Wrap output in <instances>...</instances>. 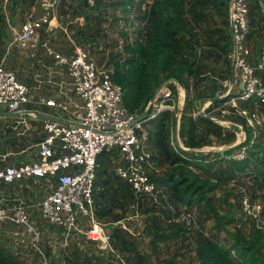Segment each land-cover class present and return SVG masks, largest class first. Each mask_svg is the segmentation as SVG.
I'll return each instance as SVG.
<instances>
[{
    "label": "built area",
    "instance_id": "built-area-1",
    "mask_svg": "<svg viewBox=\"0 0 264 264\" xmlns=\"http://www.w3.org/2000/svg\"><path fill=\"white\" fill-rule=\"evenodd\" d=\"M78 1L87 6H94L96 2ZM9 5L10 0H0L3 25L12 32L10 44L24 48L41 46L46 56L65 68L71 92L67 95L58 90V96H37L34 99L29 86L19 81L15 72L6 67L5 56L0 59V110L19 115L28 112L36 116V111H27L29 105L36 103L53 108L56 115H50L64 120L57 122L36 116L34 119L42 122L44 136L36 144L35 157L0 167V223L28 230L33 235V243L38 241L39 231L33 225L28 205L21 199L8 201L4 192L5 188L21 179L53 182L50 192L35 207L44 222L62 230L65 237L84 238L101 253H110L114 251L111 231L98 219L93 196L99 165L97 159L102 152L116 150L114 175L127 182L135 196H149L156 200L161 190L148 171L152 154L146 148L149 133L145 124L160 112L168 110L173 115L170 144L175 151L190 150L179 135L183 113L221 118L217 123L224 128H236L239 144L246 141V131L241 123L233 120V116L242 118L252 131L249 145L256 136V129L264 121V115L256 107V104H264V42L253 60V52L246 44L250 29L246 0H227V21L232 33L227 57L235 67V80L232 88L230 77L218 81L216 95H224L228 99L210 102L207 98L196 113L185 112V89L180 83L168 82L159 89L149 107L147 103L145 116L144 111L131 113L125 107L123 88L113 80V65L99 64L84 46L73 41L68 54L56 52L48 43L46 36L61 28L58 20L60 0H33L30 11L26 12L18 27L12 23ZM42 31L46 32L45 37ZM180 91L183 92L181 104L178 101ZM250 98L254 99L252 109L238 106L239 101ZM247 147L248 144L242 146L230 157L242 160ZM240 210L246 218L257 222L262 217L263 204L243 195Z\"/></svg>",
    "mask_w": 264,
    "mask_h": 264
},
{
    "label": "rangeland",
    "instance_id": "rangeland-1",
    "mask_svg": "<svg viewBox=\"0 0 264 264\" xmlns=\"http://www.w3.org/2000/svg\"><path fill=\"white\" fill-rule=\"evenodd\" d=\"M133 1V6L130 7L129 19L126 21L122 19L125 18V13L122 12V7H119V4H121L119 0H100L98 8L83 6L78 0H60L58 20L61 28H56L50 35L46 36V39L56 52L62 54L70 53L72 47L71 41H73L84 46L89 55L99 64L112 65L110 57L112 55L121 57V55L119 56V53H121L119 51H122L123 45L126 41L133 40L136 37L137 30L144 26V20L140 17L143 14L144 5L139 8V0ZM145 1L151 2L150 0ZM246 1L250 7V1ZM31 2L32 0H10L9 15H11V20L15 27H18L20 21L24 19L26 12L30 11ZM82 12L89 13L88 20L83 18L84 16H81ZM205 12L208 13L207 21H191L195 37L199 41L198 44L194 45L196 47L195 55L197 59L200 58L202 71L218 73L216 75L219 77V73L225 67L224 62L216 63L212 55L205 57L206 53H203L202 50L212 49L207 44H204L207 40L206 35L208 32L212 35L215 34L213 30L218 26H222L221 18L210 10H205ZM0 14L1 20L2 13L0 12ZM83 19L84 25L82 27L75 25L79 21L83 22ZM1 28L0 59L3 55L5 56L6 67L15 72L19 81L29 86L34 99H37V95L58 96L60 95L58 94V90L66 92L67 95L71 94L68 83L69 78L63 66L56 64L52 58L46 56L41 46L24 48L16 44H10L12 32L3 25V21L0 24ZM261 28L255 29L248 42V46L254 54L258 51L255 42L257 39L262 40L264 38V30L259 32ZM6 50L8 51L6 52ZM184 50V47H182L183 52ZM186 81L188 83L187 93L190 96V102L186 109L196 113L203 106V101L201 99H193L195 95V78L188 77ZM207 93L205 92V94ZM29 106L32 109L36 106V108L44 109L41 107L42 105L36 103ZM44 111H49L53 115H56L53 108ZM262 111V109L259 110L260 113L264 114ZM28 117L32 122L30 126L27 123L26 125L19 123L13 127L16 123L10 120L15 119H2L6 120V124L0 122V144L4 148L2 152L0 150L1 155L6 154L8 149L15 151L23 138L27 140L25 144H29L34 140L39 141L43 137L42 123L39 120L33 121L36 117L33 114H30ZM145 126L150 135L149 124L146 123ZM223 131L222 133L220 132L219 136L214 134L208 135L212 147L237 142L236 130H233L235 135L234 141L227 144L223 143V135H226ZM13 132L15 137L12 136ZM40 134H42V137L39 139ZM8 136L11 137L8 138ZM255 138L264 141V123L256 129ZM152 146L151 140H148L146 148L151 154L153 153ZM203 146L205 147V145ZM35 152L36 146L30 147L29 144L27 150L19 155L10 153L8 156L0 157V166L15 163L18 159H33ZM194 152L211 151L206 149L205 151L198 150ZM170 166L169 162H160L155 157L152 159L151 156L148 171L153 177H161L168 171ZM98 168V170H102L103 167L100 165ZM229 169L227 162L212 161V168L208 172L212 182H215L218 178H221L223 181L211 193L214 206L223 218H232L228 224L221 227H216L214 220L207 217V214L201 210L202 205L190 208L180 204L176 200H168L169 193L163 187H158V190L161 189L163 193L158 194L156 200H147L150 198L149 196L148 198H143L144 196L137 197L133 192V199L123 201L121 196L126 194L130 187L123 186V181H119L120 179L114 176L113 166L110 165L106 168V173L98 177L94 192L96 194V191L100 187V191H105V184L101 185L99 182L103 183L105 180L112 181V183L107 185V191H105L106 201L110 210L105 209V211L106 213L109 212L110 217L114 215L121 217L119 219V227L126 231V240L132 242L134 251L133 249H126L122 244H119V249L114 248L115 239L112 238L114 251L101 253L93 243L86 241L84 238H77L76 236L65 237L62 234V230L47 224L40 218L38 213H33V211L31 212V216L33 225L39 231L38 241L33 243V235L26 229L15 227L11 224L0 223V247H6L11 250L16 264H87V260L92 254L100 256V264H133L137 262L135 258L136 254L142 257L143 261L141 264H197L194 248L198 234L207 237H217L221 241L227 240L231 242L232 239L226 233H233L236 228L240 229L246 236H249L256 226L261 227V230L264 232V214L259 221L254 222L242 215L240 211V198L243 195L253 196V199H257L264 204L262 198L264 187L260 188L253 183L255 179L253 175H245L238 172L233 173ZM262 169L264 171V164L262 165ZM21 180L26 181L22 185L19 184L20 186L16 183L13 186L14 189L23 191L24 194H22V191H18V193L20 198L27 204H30L31 199V194L29 193L30 187H33L37 191V196L33 195L32 198V202L35 203L39 202L50 192L53 183L45 179H36L38 180L37 182H31L32 179L27 178ZM114 189H117V191H114ZM152 205L156 208L152 207ZM160 207L164 209H157ZM152 212L159 216V222L165 229L173 227L175 223L176 225L179 224L186 227L187 231L184 236L180 235L178 238L169 240L166 243L154 244L151 242L149 232L152 224L150 219Z\"/></svg>",
    "mask_w": 264,
    "mask_h": 264
},
{
    "label": "trees",
    "instance_id": "trees-1",
    "mask_svg": "<svg viewBox=\"0 0 264 264\" xmlns=\"http://www.w3.org/2000/svg\"><path fill=\"white\" fill-rule=\"evenodd\" d=\"M150 1H138L139 8L144 5L143 14L140 16L144 20L143 28L140 27L137 30L136 37L133 40L126 41L122 51H119L121 52L119 53L121 57L113 55L110 57L114 67L113 80L123 88V103L127 110L131 113H142L159 84L167 78L174 77L185 89L184 111L190 112V110L186 109L190 102V96L187 93L188 83L186 81L188 77L195 78V95L193 99H201L202 101L217 94L218 81L230 77L231 63L227 54L230 50L231 42L228 32L227 0ZM249 1L251 6L247 5L250 29L246 37V44H248L256 28L262 27L259 32L264 30V14L259 3L261 1L264 5V0ZM119 2L121 3L119 7L121 6L122 12L125 13V18L122 19L128 21L130 7L133 6L134 1L119 0ZM80 4L85 5L83 2H80ZM99 5L100 0H96L95 7L85 6L98 8ZM205 10H210L221 18L222 26H218L213 30L215 34L212 35L208 32L206 35L207 40L204 44H207L212 49L202 50L203 53H206L205 57L212 55L216 63L224 62L225 67L222 68V71L220 70L221 72L219 71L220 78L216 75L218 73L202 71L200 58L197 59L195 55L196 47L194 45L198 44L199 41L195 37L191 21H207L208 13ZM81 16H84L83 18L88 20L89 13L82 12ZM75 25L82 27L84 19L83 22L79 21ZM1 30L2 28L0 29V41H2ZM263 42L264 38L262 40L257 39L255 42L258 51ZM182 47L185 49L184 52L182 51ZM171 87L175 90L173 85ZM201 92L203 93L201 94ZM205 92L208 93L205 94ZM238 106L252 109L254 107V99L250 98L247 101H239ZM256 107L258 111L262 109L264 113V104H256ZM233 120L242 124L246 131V141L223 152L173 150L170 144V129L173 125V115L168 110L160 112L148 122L151 135V137L149 135V140L153 144L152 159L155 157L160 162H169L171 164L163 176L153 177L150 175L151 178L158 187L165 188L169 193L168 200H176L180 204L190 208L202 205L201 210L207 214L208 218L214 220L216 227L228 224L232 218H223L214 206L211 193L223 181L221 178H218L221 183L217 182L218 180L215 182L211 181L208 172L212 168V161L227 162L228 167L233 173L251 174L255 177L253 183L260 188L264 187V171L262 169V165L264 164V141L255 138L256 141L254 140L249 145L252 139L251 129L245 125L242 118L233 116ZM233 130H236V128H233ZM233 130L226 129L219 123L201 115L193 117L186 113L181 114L180 137L185 146L190 148L206 144L211 145L208 135L214 134L219 136L222 131L226 133V135H223V143L232 142L235 139ZM247 144L245 158L235 160L230 157L234 151ZM115 157L116 150L114 149L104 151L98 156V167L102 165L103 168L102 170H98L99 168L97 167L94 186H96L98 177L106 173V168L110 165L113 166V158ZM119 181H123L124 187H130L126 194L121 196L122 200L133 199L131 186L122 179ZM109 183H112V181L105 180L103 183L99 182L101 185L105 184V191H107ZM105 191L101 190L99 195L106 200ZM114 191H117V189H114ZM161 193H163L162 190ZM252 197H250L251 200H255ZM143 198H148V196H144ZM262 198L264 200V194H262ZM147 200L154 199L150 197ZM154 205L152 207L156 208L155 206L157 205ZM157 209L164 208L160 207ZM101 210H104L103 207ZM109 210L110 208H108ZM98 211L99 209H97L95 204L96 215ZM263 214L264 204L262 216ZM113 217L117 219L121 218L119 215H114ZM150 219L152 224L149 234L151 235V242L154 244L166 243L169 240L178 238L180 235L184 236L187 231L186 227L179 224L176 225V223H172L174 224L173 227L165 229L159 222V216L154 212L151 213ZM249 220L254 221L253 219ZM111 232L112 238L115 239L114 248L119 249V244H122L126 249H133L132 242L126 240L127 233L123 228L112 227ZM226 234L232 239L231 242L227 240L221 241L217 237H207L198 234L194 248L197 264H264V232L261 230V227H254L249 236H246L238 228L233 233ZM135 258L137 262L133 264L142 263L143 259L139 254H136ZM100 259V256L92 254L88 258L87 264H100ZM0 264H16L11 250L6 247H0Z\"/></svg>",
    "mask_w": 264,
    "mask_h": 264
},
{
    "label": "crops",
    "instance_id": "crops-1",
    "mask_svg": "<svg viewBox=\"0 0 264 264\" xmlns=\"http://www.w3.org/2000/svg\"><path fill=\"white\" fill-rule=\"evenodd\" d=\"M42 36L43 37H45L46 36V32H44V31H42ZM258 52L259 51H257L256 52V54H254L253 53V56H252V59L253 60H255L256 58H257V56H258ZM262 76H263V78H264V74H262ZM37 96H40V95H37ZM46 96V95H45ZM37 107V106H36ZM34 108V109H32V108H30L29 110H27V111H30V110H34V111H36V112H41V113H43V114H47V115H49V116H52V115H50V112L49 111H44V110H49V107H46V106H44V105H42L41 107H43L44 109H40L39 107L38 108ZM52 114V113H51ZM29 114H28V112H26V113H22L21 115H19V114H16V115H13V116H2V115H0V122H3V124H6V120H2V119H5V118H7V119H15V120H10V121H14L15 123V125L13 126V127H15V126H17L19 123H24L25 125H26V123L30 126V125H32V122L30 121V119H29ZM52 117H54V116H52ZM55 118V117H54ZM57 119H59V120H61V121H64V120H62V119H60V118H57ZM33 121H36V120H33ZM41 122V121H40ZM42 123V122H41ZM42 128V127H41ZM42 132H43V129H42ZM44 133V132H43ZM13 137H15V135H14V132H13V135H12ZM44 136V135H43ZM11 136H8V138H10ZM12 137V138H13ZM42 137V134H40L39 135V139ZM22 138V137H21ZM39 139H37V140H39ZM18 141H20V140H18ZM27 140L25 139V138H23V140H22V142L20 143V145H18V147L15 149V151L14 150H7V153L6 154H0V157H5L6 155L8 156V154H10V153H16V154H21V153H23V152H25L26 150H27V146L30 144V147L31 146H36V144H37V142L38 141H33V142H31V143H29V144H25V142H26ZM4 148H2V145L0 144V150H1V152H2V150H3ZM20 158V157H19ZM16 160V159H15ZM21 159H18L17 161H20ZM22 160H24V159H22ZM0 167H3V166H0ZM30 179H32V178H30ZM24 181H26V180H24ZM24 181H22V180H20V181H18V182H16V184H18V186H20L19 184H23V182ZM37 182L38 180H36V179H32L31 180V182ZM28 187V186H27ZM100 189H101V187H100ZM100 189H98V191H96V194H95V192L93 193V196H94V201H95V204H96V206H97V209H99V211H98V213H97V217H98V219L101 221V222H103V223H105V224H107L108 225V228H109V230L111 231V229H112V227H117V228H119V219H117V218H114V217H110L109 216V212L108 213H106V211H105V209H107L108 210V204H107V201L105 200V199H103V198H101L100 197V195H99V192H100ZM18 191H22V190H16V189H14V186L12 185V186H9L8 188H5V190H4V192L7 194V197H6V199L8 200V201H12V200H14V199H21L20 198V195H19V193H18ZM94 191H95V188H94ZM30 194H31V199H30V204H27L25 201V203L28 205V209H29V211H30V213L33 211V213H35L36 212V210H35V207H36V205L38 204V202H35V203H33L32 202V198H33V195L34 196H37V191H36V189H34L33 187H30V192H29ZM22 194H24L23 193V191H22ZM22 200V199H21ZM103 207V209L104 210H101V208ZM37 213V212H36ZM112 233V232H111Z\"/></svg>",
    "mask_w": 264,
    "mask_h": 264
},
{
    "label": "water",
    "instance_id": "water-1",
    "mask_svg": "<svg viewBox=\"0 0 264 264\" xmlns=\"http://www.w3.org/2000/svg\"><path fill=\"white\" fill-rule=\"evenodd\" d=\"M259 3H260V6H261L262 11H263V14H264V5L262 4L261 1H259ZM228 32H229V36H230V39H231V38H232V33H231V30H230V27H228ZM234 80H235V67H234V65L232 64V66H231V75H230V82H229V84H230V88H232V86H233V84H234ZM168 82H174V83H176L177 85H179V82H178L177 79L174 78V77H170V78L165 79L163 82H161V83L159 84V86H158V87L156 88V90L154 91L153 95L151 96L150 100L148 101V107H149L150 103L153 102V100L155 99L156 94L158 93L159 89H160L162 86H164L166 83H168ZM224 99H225V96H224V95H221V96L215 95V96H213V97L208 98V100H209L210 102H220V101H222V100H224ZM182 100H183V92L180 91V92H178V101H179L180 104H181V101H182ZM147 109H148V108H146L145 111H144V113H143L144 116H145L146 113H147ZM34 113H35L36 116H37L38 118H40V119H44V120H52V121H57V122H64V121H61V120H59V119H57V118H54V117H52V116H49V115H47V114H43V113H41V112H34ZM0 115H2V116H13V115H16V113H14V112L4 111V110H0ZM140 118H141V116L138 117L137 119H140ZM177 118L179 119V115L177 116ZM207 118L210 119V120H213L214 122H220V121L222 120L221 118H216V117H211V116H210V117H207ZM238 144H239L238 141L235 142V143H233V144L223 145V146H217V147H212L211 145L206 144L205 147L202 146V147L195 148V149H204V150L207 149V150H210V151H212V152H223V151L228 150L229 148H234V147H236ZM195 149H194V150H195ZM187 150H188V149H187ZM190 150H193V148H190Z\"/></svg>",
    "mask_w": 264,
    "mask_h": 264
}]
</instances>
